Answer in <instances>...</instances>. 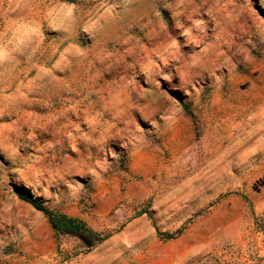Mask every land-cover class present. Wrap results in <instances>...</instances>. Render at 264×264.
I'll use <instances>...</instances> for the list:
<instances>
[{
    "label": "rangeland",
    "instance_id": "rangeland-1",
    "mask_svg": "<svg viewBox=\"0 0 264 264\" xmlns=\"http://www.w3.org/2000/svg\"><path fill=\"white\" fill-rule=\"evenodd\" d=\"M67 2L0 0V264H264V0Z\"/></svg>",
    "mask_w": 264,
    "mask_h": 264
},
{
    "label": "clouds",
    "instance_id": "clouds-1",
    "mask_svg": "<svg viewBox=\"0 0 264 264\" xmlns=\"http://www.w3.org/2000/svg\"><path fill=\"white\" fill-rule=\"evenodd\" d=\"M76 10L75 3L60 0L55 12L66 28L70 29L77 18ZM42 36L45 40L43 26L29 16H21L8 22L0 28V64L15 60L16 55L26 48L39 47L44 42L41 41ZM86 39L91 43V38L87 35Z\"/></svg>",
    "mask_w": 264,
    "mask_h": 264
},
{
    "label": "trees",
    "instance_id": "trees-1",
    "mask_svg": "<svg viewBox=\"0 0 264 264\" xmlns=\"http://www.w3.org/2000/svg\"><path fill=\"white\" fill-rule=\"evenodd\" d=\"M17 196L19 199L32 205L46 217L56 238H59L60 236L76 237L81 240L88 249L103 241L104 238H101L98 234L87 227L82 220L37 204L20 190H17Z\"/></svg>",
    "mask_w": 264,
    "mask_h": 264
}]
</instances>
